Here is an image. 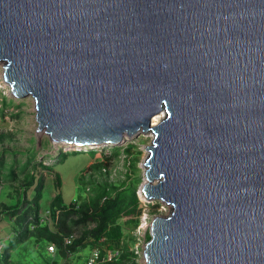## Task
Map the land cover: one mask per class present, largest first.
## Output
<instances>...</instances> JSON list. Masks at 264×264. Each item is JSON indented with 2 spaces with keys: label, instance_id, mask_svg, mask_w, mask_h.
Masks as SVG:
<instances>
[{
  "label": "water",
  "instance_id": "obj_1",
  "mask_svg": "<svg viewBox=\"0 0 264 264\" xmlns=\"http://www.w3.org/2000/svg\"><path fill=\"white\" fill-rule=\"evenodd\" d=\"M0 62L54 144L153 134L145 264H264V0H0Z\"/></svg>",
  "mask_w": 264,
  "mask_h": 264
},
{
  "label": "rangeland",
  "instance_id": "obj_2",
  "mask_svg": "<svg viewBox=\"0 0 264 264\" xmlns=\"http://www.w3.org/2000/svg\"><path fill=\"white\" fill-rule=\"evenodd\" d=\"M2 66L0 65V162L4 178L12 167L15 174L12 180L5 179L0 186V231L3 238L9 236L16 225L14 218L8 215L10 209L20 208L23 206L21 200L29 201L34 196L33 188H26L27 174L44 180L39 204L40 216H44L56 194L54 176L57 173L61 178V195L66 204L81 197L85 199L89 189L98 184L111 186L114 189L112 197L122 189L134 191L138 200L136 213L116 222L121 227V237L113 245L119 248L123 259L119 263L110 264H145L143 251L150 239V223L155 217L167 216L170 210L159 201L146 202L140 190L146 182L144 161L153 135L141 132L137 136L127 137L124 134L122 143L98 146L92 150L89 147L54 144L44 134L37 132L33 99L11 95L2 78ZM60 157L64 158L62 163H59ZM27 163L26 169L22 171ZM80 231V228L75 230L73 236H78ZM1 242L4 244L5 240ZM91 249L92 246L87 245L80 248L77 254L63 260L57 251L48 252L45 241L35 243L33 238H29L15 246L10 253V261L13 264H48L52 261L59 264H85Z\"/></svg>",
  "mask_w": 264,
  "mask_h": 264
},
{
  "label": "trees",
  "instance_id": "obj_3",
  "mask_svg": "<svg viewBox=\"0 0 264 264\" xmlns=\"http://www.w3.org/2000/svg\"><path fill=\"white\" fill-rule=\"evenodd\" d=\"M63 160L64 158L60 157L59 163H62ZM27 165L28 163L22 167V171L26 169ZM7 175L4 178L0 162V186L5 179L12 180L15 177L13 167L8 170ZM25 181L27 189L33 188L34 196L29 201L21 200L23 206L12 208L8 212V215L14 218L16 225L0 250V264H13L10 261L11 251L17 244L23 243L29 238H33L35 243L45 241L47 245L54 246L55 251L63 260L69 258V254H77L80 248L87 245H91L92 249L103 246L111 248L114 246L113 242L118 241L121 237V227L116 224L117 220L134 215L138 207V200L133 190L122 189L112 197L114 189L107 184L92 186L85 199L81 197L77 201L66 204L61 195V178L56 173L54 176L56 194L46 211L49 214L46 215L42 223L40 222L39 204L44 180L36 178L33 174H27ZM89 226L91 227L88 228ZM79 228L81 229L79 235L74 237L73 233ZM66 238L71 239V243L68 245L64 243ZM101 240L103 241L101 242ZM122 259L121 253L115 263L121 262ZM48 264L59 263L52 261Z\"/></svg>",
  "mask_w": 264,
  "mask_h": 264
},
{
  "label": "built area",
  "instance_id": "obj_4",
  "mask_svg": "<svg viewBox=\"0 0 264 264\" xmlns=\"http://www.w3.org/2000/svg\"><path fill=\"white\" fill-rule=\"evenodd\" d=\"M49 213L46 212L44 214V216H40L41 220L40 222L43 223L44 218L46 217V215H48ZM43 218V219H42ZM31 228H33L31 226ZM3 236L2 233L0 231V250L2 249V242L1 240H3ZM5 240V239H4ZM103 240H101L102 242ZM64 243L65 245H68L71 243V239L70 238H66L64 239ZM55 251V247L52 245L48 246V252L52 253ZM71 256V254H69ZM120 256V250L119 248L112 246L111 248L108 247H102V248H93L92 250H90L89 255L87 256L86 260H85V264H107V263H113L115 261H117V258H119Z\"/></svg>",
  "mask_w": 264,
  "mask_h": 264
},
{
  "label": "bare ground",
  "instance_id": "obj_5",
  "mask_svg": "<svg viewBox=\"0 0 264 264\" xmlns=\"http://www.w3.org/2000/svg\"><path fill=\"white\" fill-rule=\"evenodd\" d=\"M0 65L2 66V62H0ZM4 81V80H3ZM5 83V82H4ZM5 85L6 86H8L6 83H5ZM155 118V119H154ZM154 119V126H157L159 123H160V121L162 120V113H157V114H155V115H153V117H152V120ZM152 120H151V126H153V123H152ZM124 134H126V133H124ZM123 134V135H124ZM127 135V134H126ZM147 135H153V134H151L150 132L149 133H147ZM154 137V136H153ZM123 138H124V136H123ZM65 146V145H64ZM96 147H98V146H96ZM90 149H95V147H92V148H90ZM144 198H145V196H144ZM145 200H146V198H145ZM146 202H150V201H148V200H146ZM162 203V202H161ZM164 204V203H163ZM165 205V204H164ZM165 207H168L167 205H165Z\"/></svg>",
  "mask_w": 264,
  "mask_h": 264
},
{
  "label": "crops",
  "instance_id": "obj_6",
  "mask_svg": "<svg viewBox=\"0 0 264 264\" xmlns=\"http://www.w3.org/2000/svg\"><path fill=\"white\" fill-rule=\"evenodd\" d=\"M11 233H12V232H11ZM11 233H10V234H11ZM10 234H9V236H10ZM9 236L5 237L4 239H7Z\"/></svg>",
  "mask_w": 264,
  "mask_h": 264
},
{
  "label": "clouds",
  "instance_id": "obj_7",
  "mask_svg": "<svg viewBox=\"0 0 264 264\" xmlns=\"http://www.w3.org/2000/svg\"><path fill=\"white\" fill-rule=\"evenodd\" d=\"M11 234H12V233H11ZM11 234H10V235H11ZM6 237H7V236H6ZM8 238H9V237H8ZM8 238H7V239H8ZM7 239H5V240H7ZM48 246H49V245H48Z\"/></svg>",
  "mask_w": 264,
  "mask_h": 264
}]
</instances>
